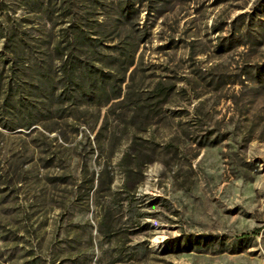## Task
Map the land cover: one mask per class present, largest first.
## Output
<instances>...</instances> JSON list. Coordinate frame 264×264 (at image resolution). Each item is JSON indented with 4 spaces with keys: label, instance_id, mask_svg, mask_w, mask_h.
<instances>
[{
    "label": "rangeland",
    "instance_id": "obj_1",
    "mask_svg": "<svg viewBox=\"0 0 264 264\" xmlns=\"http://www.w3.org/2000/svg\"><path fill=\"white\" fill-rule=\"evenodd\" d=\"M0 264H264V0H0Z\"/></svg>",
    "mask_w": 264,
    "mask_h": 264
},
{
    "label": "trees",
    "instance_id": "obj_2",
    "mask_svg": "<svg viewBox=\"0 0 264 264\" xmlns=\"http://www.w3.org/2000/svg\"><path fill=\"white\" fill-rule=\"evenodd\" d=\"M61 64L62 65H65V63H66V60H63V55H61ZM63 61V62H62ZM61 65V66H62ZM11 71H13V70H11ZM65 73V79H66V82H68V83H70V84H74V83H77L78 81H79V79H81V78H77L76 76H75V74H74V72H72V70H70V71H64ZM39 77H40V81L41 82H44V83H46V86H51L52 87V89L54 88L53 86H52V81H51V79H50V77H47V75H45V74H43L41 71L39 72Z\"/></svg>",
    "mask_w": 264,
    "mask_h": 264
}]
</instances>
